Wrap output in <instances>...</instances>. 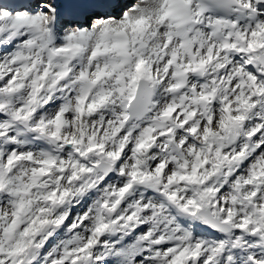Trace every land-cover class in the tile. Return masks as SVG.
I'll return each instance as SVG.
<instances>
[{"label":"snow or ice","instance_id":"obj_1","mask_svg":"<svg viewBox=\"0 0 264 264\" xmlns=\"http://www.w3.org/2000/svg\"><path fill=\"white\" fill-rule=\"evenodd\" d=\"M0 264H264V0H0Z\"/></svg>","mask_w":264,"mask_h":264}]
</instances>
